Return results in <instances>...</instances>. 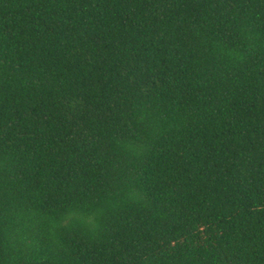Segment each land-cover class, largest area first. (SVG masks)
Here are the masks:
<instances>
[{
    "label": "trees",
    "instance_id": "1",
    "mask_svg": "<svg viewBox=\"0 0 264 264\" xmlns=\"http://www.w3.org/2000/svg\"><path fill=\"white\" fill-rule=\"evenodd\" d=\"M0 264H264V0H0Z\"/></svg>",
    "mask_w": 264,
    "mask_h": 264
}]
</instances>
